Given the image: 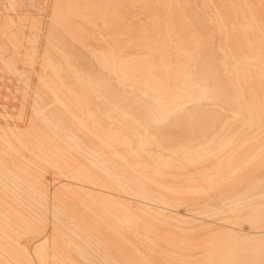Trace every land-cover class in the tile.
I'll return each mask as SVG.
<instances>
[{
	"label": "bare ground",
	"instance_id": "6f19581e",
	"mask_svg": "<svg viewBox=\"0 0 264 264\" xmlns=\"http://www.w3.org/2000/svg\"><path fill=\"white\" fill-rule=\"evenodd\" d=\"M0 264H264V0H0Z\"/></svg>",
	"mask_w": 264,
	"mask_h": 264
}]
</instances>
